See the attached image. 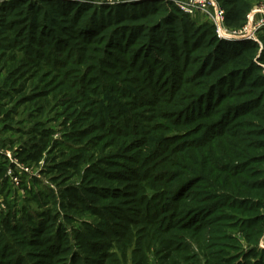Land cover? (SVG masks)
<instances>
[{
	"label": "trees",
	"instance_id": "1",
	"mask_svg": "<svg viewBox=\"0 0 264 264\" xmlns=\"http://www.w3.org/2000/svg\"><path fill=\"white\" fill-rule=\"evenodd\" d=\"M220 2L226 26L241 29L251 1ZM160 3L0 0V99L15 104L11 117L41 101L44 121L19 156L44 161L54 187L22 181L21 207L4 196L1 259L13 250V264H264V31L260 43L222 39ZM155 78L173 89L152 87ZM7 169L0 161V195ZM81 214L97 223L70 232Z\"/></svg>",
	"mask_w": 264,
	"mask_h": 264
},
{
	"label": "rangeland",
	"instance_id": "2",
	"mask_svg": "<svg viewBox=\"0 0 264 264\" xmlns=\"http://www.w3.org/2000/svg\"><path fill=\"white\" fill-rule=\"evenodd\" d=\"M217 1L219 5L221 6L222 2H220V0H217ZM250 1L252 3L251 11H253L257 7L260 8L261 5H264V0H250ZM142 2L145 3L147 2V0H131V1H128L126 4L142 3ZM92 3L95 5H98L99 3L109 4L107 0H101V1L95 0ZM160 5H165V2L160 3ZM204 17L205 16H200V17H195V18H197L199 21H204L205 20ZM247 23H248V20L246 21L244 26H246ZM229 29L230 28L227 27L226 31L230 32L231 29L230 30ZM262 31H264V28L257 30L256 32L257 38L260 37ZM142 64H146V61H143ZM170 65L172 66L171 63ZM116 77L122 82L121 83L122 85L130 86L131 80L123 79L119 76H116ZM166 77H169V76L166 75ZM156 79L157 78H155L154 80ZM173 84H174V80H172L171 82L169 78H166V79L158 78L155 82V85H152V87H160V89H163L167 92L173 89ZM9 103L10 102L8 99L6 100L0 99V161L7 162V167H8L7 170H11V171L15 170L16 177L7 176V179L9 181L8 183L10 187V193L6 192L5 195H0L1 211L7 210V206L4 201V196L10 197V201L12 202H18L19 207H21L24 204L26 200V194H25L26 190H25V187L22 185V181L23 183H25V185L30 184L35 189H38V190L40 189L48 190L50 188H54L52 184L48 181V178L42 174L43 166L45 165L44 161L40 162L39 165L31 166L29 163L23 162L19 156L20 150L24 147V145H26L32 139L31 135L29 134V129H31V126L33 125L34 121L36 120L38 121L39 119L44 121L43 118L40 117V115H38V112H37L38 106L41 103V101H37V102H34L33 104H26L24 106L19 107L17 109L16 114H14V116L12 117L9 116L8 111L10 109H15L16 106L15 104L11 105ZM158 122L164 123L165 121L162 120ZM61 124L62 122L59 124L57 122L50 124L51 129L54 131L53 138H55L56 140L62 139ZM176 129L179 130L180 127ZM184 158L186 159V157ZM180 162H184V159H181ZM177 169H180V168H177ZM32 207L33 209L36 210L34 205ZM61 220L65 221L63 219ZM96 223H97V219H95L94 217H91L88 214H81V215H78L77 218H74L72 222H67L66 224L68 225V229L70 232H72V229L74 227L75 228L77 227L79 229L81 228L84 232H86L87 229L91 226L90 224L94 225ZM9 235L12 236L13 239H17L20 243L24 239L20 232H17L16 234H9ZM44 237H41L40 239H43ZM239 237L242 240L244 249H248L249 245L245 242L243 236L239 234ZM70 241H72V236H70ZM259 247L261 248V246ZM3 248H4V241H3L2 236H0V251H3ZM19 250H23V248L20 246ZM13 253H14L13 250H10V251L4 250V252L2 253L3 259L0 258V264H3V263L13 264L16 260V256Z\"/></svg>",
	"mask_w": 264,
	"mask_h": 264
},
{
	"label": "built area",
	"instance_id": "3",
	"mask_svg": "<svg viewBox=\"0 0 264 264\" xmlns=\"http://www.w3.org/2000/svg\"><path fill=\"white\" fill-rule=\"evenodd\" d=\"M87 2H93L95 0H83ZM101 1V0H97ZM131 0H107L111 5L120 3H127ZM158 1V0H155ZM171 3L177 7L183 14L195 18L205 16L206 22L213 24L220 38L226 40H243L250 39L260 43L259 38L256 37L257 30L264 28V5L255 8L247 15L248 23L239 30L226 31V12L219 5L217 0H159ZM103 4V3H99ZM246 37V38H244ZM7 176H15V170H7ZM13 179V178H11ZM264 250V237L260 244Z\"/></svg>",
	"mask_w": 264,
	"mask_h": 264
},
{
	"label": "water",
	"instance_id": "4",
	"mask_svg": "<svg viewBox=\"0 0 264 264\" xmlns=\"http://www.w3.org/2000/svg\"><path fill=\"white\" fill-rule=\"evenodd\" d=\"M244 38H246V37H244Z\"/></svg>",
	"mask_w": 264,
	"mask_h": 264
}]
</instances>
